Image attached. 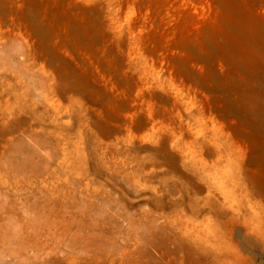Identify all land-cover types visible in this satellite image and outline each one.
I'll use <instances>...</instances> for the list:
<instances>
[{
	"label": "rangeland",
	"instance_id": "1",
	"mask_svg": "<svg viewBox=\"0 0 264 264\" xmlns=\"http://www.w3.org/2000/svg\"><path fill=\"white\" fill-rule=\"evenodd\" d=\"M0 264H264V0H0Z\"/></svg>",
	"mask_w": 264,
	"mask_h": 264
}]
</instances>
